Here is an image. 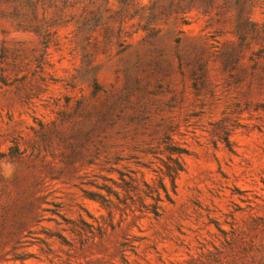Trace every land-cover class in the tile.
Instances as JSON below:
<instances>
[{"label": "rangeland", "instance_id": "obj_1", "mask_svg": "<svg viewBox=\"0 0 264 264\" xmlns=\"http://www.w3.org/2000/svg\"><path fill=\"white\" fill-rule=\"evenodd\" d=\"M39 19L49 36L0 18V264H264V0H43ZM161 178L170 199L141 211Z\"/></svg>", "mask_w": 264, "mask_h": 264}, {"label": "trees", "instance_id": "obj_2", "mask_svg": "<svg viewBox=\"0 0 264 264\" xmlns=\"http://www.w3.org/2000/svg\"><path fill=\"white\" fill-rule=\"evenodd\" d=\"M36 0H0V18L11 21L16 24L18 28L22 30H30L38 33H45V36L50 35V29L47 24L43 21L40 22L39 19V9L40 5ZM211 7H206L204 10L206 13H209ZM170 14L174 12L178 13V10L171 9ZM182 12V11H181ZM186 11H183V13ZM254 60L256 64H260L264 61V48L260 49L255 53ZM177 149L172 148V153L180 152L176 151ZM183 169V164L181 161L176 158L174 159V164L167 165V173L172 176L173 184L175 183V177ZM147 189L145 190L146 196L151 197L154 201L147 203L145 198H141V211L145 213H154L156 216L160 215L161 202L164 200L163 192L165 197L170 199V194L167 189V186L164 182V179H159L153 183L145 182ZM137 187V186H136ZM136 189V188H135ZM129 191L130 189L127 188ZM163 191V192H162ZM109 192H114L116 195H119L117 191H114L112 188L109 189ZM101 200L102 204L106 207H112L114 205L113 199L102 195L98 200Z\"/></svg>", "mask_w": 264, "mask_h": 264}]
</instances>
